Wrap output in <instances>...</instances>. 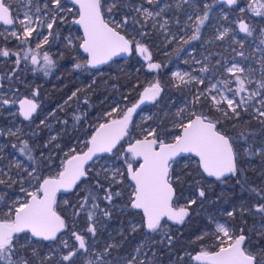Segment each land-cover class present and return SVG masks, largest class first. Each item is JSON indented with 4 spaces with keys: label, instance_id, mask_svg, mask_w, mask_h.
<instances>
[{
    "label": "snow or ice",
    "instance_id": "6c2138e0",
    "mask_svg": "<svg viewBox=\"0 0 264 264\" xmlns=\"http://www.w3.org/2000/svg\"><path fill=\"white\" fill-rule=\"evenodd\" d=\"M71 3L78 6L75 12L73 8L66 7L62 0H44L42 5L40 0H27L29 6H34V11L31 9L25 11L21 19L18 10L15 15L13 14L14 10L10 0H0V23L4 26H12L9 35L19 41L21 45H30L35 33L37 41L34 49L31 47L24 49L22 57L20 52L0 47V57H15L13 63L16 66L6 76H0V80L11 81L16 75L21 60L28 61L29 59L32 65H37L42 60L44 74L48 75L49 70L55 64L49 53L41 52V49L44 45L49 44V37L53 35L54 25L65 22L66 16L62 13L66 12L72 13L76 17L71 20V23L79 25L83 30V35L79 37L78 47L88 54L85 65L95 68L122 53L131 54L135 51L148 62L147 69L150 72L158 71L161 68V64L152 62L149 48L142 40L150 34L147 30L149 22L153 21L152 27L155 28V19L160 17L169 6L166 5L158 11L144 7V3L156 5L157 0H143V3L135 5L131 3V0H71ZM185 3H190V0H176V8L180 9ZM225 3L229 6L237 5L238 0H225ZM204 7L203 15H197L194 24L187 25V21L185 22V25L191 27L193 31L191 35L178 37L182 43L189 44L191 41L201 38V28L208 19V5L205 4ZM193 8L198 11L195 6ZM123 9H127L132 13V16L129 17L125 13L117 20V15ZM238 10L241 13L246 11L244 7H239ZM247 11L254 13L255 16H264V0H249ZM130 18L134 25L132 30L137 32L141 39H137L135 36L129 38L122 33V29L129 24ZM187 19L191 21L193 16L188 15ZM176 22L179 23V20L177 19ZM168 23V20H164L159 27L165 28ZM17 25L19 27H16ZM45 26L48 29L47 34L42 31ZM238 27L240 32L248 36L253 34L252 27L243 19L238 21ZM226 35L227 30L221 32L217 38L223 39ZM173 39H177V37L173 36ZM260 43L264 44V28L261 29ZM73 46V40L69 36L66 38V47L72 48ZM241 47H243L242 44ZM237 55L243 56L244 53L238 52ZM209 59V56L205 57V60ZM220 64L221 62L217 60L216 65ZM75 67L81 68L84 65L76 63ZM212 70L208 65L200 69L203 73ZM223 70L231 78L209 83L204 91L195 94L190 102L191 109L181 108L170 117L171 128L166 125L145 128L135 125L133 122V114L142 104L151 102L154 105H159L161 103V94L164 92V88L159 80H155L149 82L148 86L139 93L136 103L130 107L121 109L117 106L106 112L104 114L105 122L94 126L85 145L86 151H77L76 148L70 147L67 152H64L55 175L41 176L38 174L37 167L33 166L30 171L24 169L29 187L24 186V177L13 179L9 176L8 180L0 179V185L11 187L14 184H19V191L23 193V197L17 196L11 200V203L4 205L6 211L0 209V264H33V260L35 264H49L54 255H59L57 264H75L79 255L88 253L90 250L93 251L96 259L93 261L89 258L86 260V264H110L105 257L110 254L111 249L120 245L107 243L101 252L94 250L97 227L100 225L97 214L100 217H111V209L109 207L101 208L98 201L103 199L107 205L114 206V197H120L122 193L120 191L113 192L112 189L114 185L124 182L125 172L120 168L105 165H101L94 171V166L101 159H106L103 154L116 156L120 152L118 145L125 137H131V131L135 127H140L142 138L129 143L123 157L127 179L133 182L125 207L142 212L141 223L131 224V232H136L141 228L150 233L162 232L165 226L162 222L166 221L181 225L190 215L192 206L197 204V199L202 201L205 198V188L200 185L199 181H196L197 198H187L183 206L179 204L182 194L178 195L177 186L181 183V174L176 173L174 165L178 163L177 157L182 154H192L198 158L195 161L196 170L201 173L202 178L206 174L207 177H215L216 180H221L222 177L229 174L235 177L240 172L238 168L240 153L237 151V146L241 140L248 144V147L243 149L247 156L253 155V151L255 154L264 155V148L253 150L244 133H239L235 137L229 135L225 123L239 119L242 112L246 113L249 108H252L255 113L253 118L264 125V70H262L261 78L256 81V88L252 91L246 87V82L251 84L252 80L243 75L246 72L245 68L237 63H232L230 66L223 65ZM247 71L251 75V70ZM172 77L173 87L176 88L187 86L192 82L204 84L202 78L193 77L187 72L177 71L172 74ZM185 77L188 79L186 80ZM233 80L236 84L234 89L229 86ZM0 87L3 85L0 84ZM77 92H73L68 100L76 97ZM228 93H231V96ZM242 93H247V95H242ZM32 95L36 96L38 92L34 91ZM202 98L208 100L207 105L202 102ZM254 100L259 107L252 103ZM10 103H15V101L5 98L0 93V106ZM84 103H88L87 99L84 100ZM19 106L20 114L25 120H30L37 109V104L27 98L21 99ZM74 119L79 122L81 117L75 116ZM44 123L45 121H40L41 125ZM63 123L67 124V121ZM18 133L19 129L16 131L0 129V135L15 136L17 139H19ZM33 135H37V133L34 132ZM56 139V136H52L44 147H48ZM20 143L22 145L19 148L20 153L35 163L36 158L31 154L28 141L22 140ZM13 147L15 148L17 145L14 144ZM56 147H59V144ZM114 150L116 151L114 152ZM41 157L43 158V153H41ZM47 159L50 160L51 157ZM134 163L138 166H134ZM15 167L20 169L21 165L17 163ZM93 172L94 175L90 176V173ZM0 174L8 175L2 170H0ZM90 180L94 181L92 187L97 191L102 190L104 195L101 198L89 190L74 215L79 216L81 212L87 210L88 221H95V224L90 223L86 229L80 232L75 230V225H72L71 238L74 243L69 244L64 235L68 231L69 225L65 217L58 211L57 193L61 190L68 192L81 182ZM31 181L36 183L32 184ZM247 190L264 200V193L260 190L256 188ZM4 199V196L0 195V202H3ZM89 201H91L90 209H88ZM64 203L67 205L68 201H64ZM253 207L256 213L264 214V203L256 204ZM244 211L250 212L251 210L242 208V215ZM227 215L234 217V210L228 211ZM28 233L31 234V237L28 236ZM85 233L90 235L86 237ZM120 234L123 235L122 232ZM258 234L264 235V233ZM214 236L218 241L215 251L202 247L195 255L188 254L197 264H262L264 262V249L255 253L249 249L250 238L243 227L237 232L226 223H216ZM31 238L48 241L56 247L50 249L48 254L41 256L35 247H31ZM165 239L170 246L173 237L168 232H164L160 243L163 244ZM203 239V236L197 237V240ZM22 240L23 244L20 243ZM24 248L30 249L31 260L20 252V249ZM140 251L141 248L138 247L136 254L138 255ZM145 255L147 254L145 253ZM126 264H144V261H137L134 255L126 261Z\"/></svg>",
    "mask_w": 264,
    "mask_h": 264
},
{
    "label": "trees",
    "instance_id": "16d2710c",
    "mask_svg": "<svg viewBox=\"0 0 264 264\" xmlns=\"http://www.w3.org/2000/svg\"><path fill=\"white\" fill-rule=\"evenodd\" d=\"M196 2L200 6L201 15L205 11V4L208 5V19L201 28L200 34L202 36L217 28L213 25L231 23L234 27H238V21L243 19L250 24L253 34L248 36L241 33L238 35L239 39L233 42L232 35L228 33L224 39H221V42L224 41V44L227 40L232 42L229 46L234 48L232 54L243 52V56L248 59L255 54L254 46L256 42L264 47V44L260 43L261 29L264 28V16H255L254 13L247 11L249 0H238L237 5L232 7H227L219 3L218 0H196ZM131 3L134 5L141 4L143 0H131ZM167 3L171 11H166L162 15L165 18H168V16L173 18V33L179 36L181 29L189 28L182 25V22H186L188 17L185 14L186 10L178 11L173 7L170 0ZM239 7H244L246 11L241 13L238 10ZM75 9L73 7V10ZM190 10L189 7L188 11ZM125 13L129 17L132 16V13L128 12L127 9H123L117 17H122ZM73 18L76 17L73 15ZM67 19L65 20L67 23L54 25L53 35L49 37V44L46 47L51 52V58L55 66L49 70L48 75L44 74L41 67H33L28 60L21 62L16 75L11 81L7 79L0 80V84L3 85L0 93H4L5 98L15 101V103H10L9 107L6 105L0 106V129L16 131L14 128L17 125L21 127L18 133L19 139L15 136L1 135V140L6 143L7 149L12 148L14 150L22 146L20 143L22 140L28 141L31 154L36 160L34 163L26 156L24 167L29 171L31 167H37L38 174L41 176L55 175L64 152H67L70 147L76 148L77 151H85V145L92 134L94 126L105 122L104 114L117 105L125 109L136 103L139 93L148 86L149 82L159 80L164 92L161 94L162 100L159 105L148 103L137 109V112L139 110L150 112V119L146 120L142 127L166 125L171 128L170 117L172 113L170 109L175 107L177 102L183 100L186 103L184 108L191 109L190 102L193 99L191 93L186 91L184 86L180 88L173 87L171 76L173 69L184 65L183 56L185 51L193 43L184 44L177 37V39H172L165 44V41L161 40L162 33L156 32L150 21L147 29L150 34L142 42L148 46L152 62L161 64L158 71L150 72L147 69L148 62L135 51L130 58L114 61L99 70H92L85 65L86 58L78 47L79 39L75 47H66L65 33L66 28H68L66 26L69 24ZM177 19L179 23L176 22ZM71 24L73 26L71 28L77 29L76 32L79 34L80 30L75 24ZM133 27L130 18L129 24L122 29V33L129 38L135 36L137 39H141L138 33L132 30ZM241 44L243 47H241ZM14 45H16V40L0 39V47H7L16 52L18 49ZM227 53L230 54L231 52L228 51ZM4 59L0 57V76H6L16 67L13 63L15 57ZM124 60L126 64L124 66L119 65L120 61ZM76 63H80L84 67L76 68ZM34 91L38 92V95L33 96ZM73 92H77V96L68 100ZM25 98H29L37 104V113L29 121L23 120L18 112H12L17 107L18 102ZM85 99L88 101L87 104L84 103ZM202 102L207 105L208 100L202 98ZM137 112L133 115L134 124V117ZM254 115L252 109H249L246 113L242 112L239 119L225 122L228 134L235 137L239 133H244L253 150L264 146V125L254 119ZM75 116H80L81 120L77 122L74 119ZM100 119L103 121H100ZM41 120L45 121L43 125L40 124ZM64 121H67V124L63 123ZM34 132L37 135H33ZM54 134H58L57 139L52 141L48 147H44ZM139 138H142L140 128L135 127L131 131V137H125L118 146L120 152L116 156L105 154L106 159H101L94 166L95 171L101 165L109 166L107 162L113 161L120 163L122 170L125 172L124 182L114 185L112 189L113 192L120 191L122 193L120 197H114V206L107 205V202L103 199L98 201L101 208L109 207L111 209V217H100L97 214L100 225L97 227L94 250L101 252L107 243L120 245L110 250V254L105 257L106 261H109L110 264H126V261L135 255L137 261L142 260L144 264H150V262L152 264H197L188 254L195 255L202 247L211 251L216 250L214 238L212 237V220L215 221L216 219L226 221L237 232L243 227L250 238L248 247L252 252L255 253L264 249V235L258 234L264 233V228L261 226V224H264V214L256 213L253 207L256 204L264 203V200L259 199L247 190L248 188H256L264 193V166L260 162L259 155L255 154L254 151L250 157L244 154L243 149L248 147L244 140H241L237 146V151L240 153L238 163L240 172L235 177L229 176L222 180H214L207 178L204 174L202 178L201 173L196 170L195 158H177L178 163L174 165V168L177 174H181V183L177 186V193L178 195L182 194L179 204L183 206L187 198H197L196 181H199L200 185L205 188V198L202 201L197 199V204L192 206L190 215L186 217L185 222L181 225L166 221L163 222L165 226L162 232L150 233L143 228L131 232V224L141 223L142 212L125 207L132 184L127 179L123 157L129 143ZM14 144L17 147L14 148ZM57 144H59V147H56ZM41 153H43V158ZM48 157H51V159H47ZM54 166H56V169H54ZM134 166L138 165L134 163ZM23 174L26 175L24 170ZM93 175L94 172L90 173V176ZM238 181L240 182L238 183ZM93 183V180L81 182L77 187L57 197L58 211L65 217L69 225L68 231L64 234L69 244L74 243L71 238L72 225H75V230L80 232L86 229L90 223L95 224V221H88L87 210L81 212L79 216L74 215L75 210L79 208L80 202L89 190H92L99 197H103L104 192L93 188ZM19 187V184H14L11 187L1 185L0 194L5 198L1 202L3 206L13 200ZM64 201H68V204L66 205ZM90 205L91 201H89L88 209H90ZM242 208L251 211H244L242 215ZM233 210L234 217H229L227 215L228 211ZM121 232L123 235L120 234ZM164 232H168L173 237L170 246L167 244L166 239L163 244L160 243ZM85 235L87 237L90 234L85 233ZM200 236H203L204 239L197 240V237ZM89 242L91 243V240ZM20 243L23 244V240ZM31 247H35L40 255L44 256L56 245L50 244V242L31 240ZM138 247L141 248V251L137 255L136 249ZM20 252L30 260L32 259L29 248L20 249ZM89 258L93 261L96 259L91 250L88 253L79 255L75 260V264H86V260ZM58 260L59 255H54L49 264H57ZM33 264H35L34 260Z\"/></svg>",
    "mask_w": 264,
    "mask_h": 264
},
{
    "label": "rangeland",
    "instance_id": "374dc122",
    "mask_svg": "<svg viewBox=\"0 0 264 264\" xmlns=\"http://www.w3.org/2000/svg\"><path fill=\"white\" fill-rule=\"evenodd\" d=\"M167 1H169V0H157L156 5H148V4L144 3V7H147L152 11H158L160 8L165 7L166 5L169 6ZM10 2L12 4L14 14L18 10L21 19L23 18V13L25 11H29L30 9H31V11H34V6H29L27 4V0H10ZM43 2H44V0H40L41 5L43 4ZM62 2L65 4L66 7L73 8V6L67 0H62ZM170 2L172 3L173 7L175 9H177L176 8V0H170ZM193 6H195V9H198V11H195ZM189 7L191 9L190 11H188ZM177 10L178 11L186 10L185 14L187 16L188 15L193 16V20H191V21H189L188 19L186 20L187 25L194 24L195 23V17L197 15H201L200 6L197 5L196 0H190V3L183 4L182 7L180 9H177ZM166 11H168V12L171 11L170 7H167L164 12H166ZM164 12L162 14H164ZM162 14L160 17H157L155 19L154 23L156 24V27H155L156 32L162 33L161 40H164L165 44H167V42H170L173 39V36L180 37V36L191 35V33L193 31V29L191 27H189L187 29L183 28V29H181V34L179 36H177V34L175 35L173 33V29H174L173 18H171L170 16H168V18H165V17H163L164 15H162ZM170 14H171V12H170ZM62 15L66 16V19L68 18L67 20L69 23L68 26H66L68 28H66L65 40H66V38H68L70 36L73 40V45H74L73 47H75L77 40L79 39V37L82 36V34H81V32L79 34H77V32H76L77 29L75 30V29L71 28V27H73L71 24V20L74 19L72 13L66 12V13H62ZM120 18L121 17H116L117 20H119ZM164 20H168L169 23L165 28H160L159 25L162 24ZM65 23H67V22H65ZM152 23H153V21H151V26H152ZM182 25H184V27H187L185 25V22H182ZM213 26L217 27V28L213 29V31L211 33H206L203 36L200 34L201 38L199 40L190 42V43H193V45L191 44L190 48L186 49V51H185V54L183 56L184 57L183 58L184 65L173 69L171 76L174 72L179 71L181 73L187 72L193 77L202 78L204 80V84H196L195 82H192V83H189L187 86H184L186 91H189L192 95L191 97L193 98L194 95L197 94L198 92L204 91L205 88L209 85V83H216L218 80H223L225 78H231L229 74L224 73L223 65L230 66L232 63H237L241 67L246 69V72L243 75L252 80L251 84H248L246 82V87L249 89V91L254 90L256 88V81H258L261 78L262 70H264V47L262 45H260L258 42H256L255 46H254L255 54H253V57L249 58V59L245 58L244 56L237 55L238 52H236V54H232V52L234 51V48L229 47V46H231L230 44H232V42H229L227 40L226 44H224V41L221 42V39H218L217 37L219 36V34L221 32H224L225 30H227V34L228 33L231 34L232 35V41L235 42L239 39L238 35L241 34V32L239 31V27H234L233 25H231V23L230 24L229 23L228 24H222V25H213ZM16 27H19V26L17 25ZM11 30H12V27L6 28V27L0 26V33H3V35H0V37H1L0 39L15 40L14 38H12L9 35ZM38 30H41V29H38ZM42 31L45 34H47L48 29L46 28V26L42 29ZM5 36H7V39H5ZM35 36H36V34L34 33L33 39L31 40L30 45H21L20 42L16 40V45H14V47L18 49V51H16V52H20L21 57L23 56V51L25 48H28V47H31L33 49L35 48L36 43H37ZM79 43H80V41H79ZM19 45H21V46H19ZM46 46H47V44L43 46V48L41 49V52L47 51L51 57V52H49V50ZM228 51H230L231 53L228 54L227 53ZM206 56H209L210 59L205 60ZM217 60H219L221 62L220 65H216ZM23 61L24 60H21V62H23ZM198 61H199V63H198ZM29 62L31 63L30 59H29ZM125 64H126L125 60L120 61V63H119V65H121V66H124ZM42 65H43V61L41 60L39 64L32 65V66L33 67H41V69H43ZM205 65H208L213 70L210 72H207V73L201 72L200 69L202 67H204ZM213 66H215V67L213 68ZM247 70H251V75L249 74V72ZM185 79L187 80L188 77H185ZM177 83H179V81H177ZM229 86L232 87L233 89L236 87L234 80H233V83L230 84ZM220 87H223V86L220 85ZM0 89H1V87H0ZM3 95H5V94L3 93ZM228 95L231 96V93H228ZM242 95H247V93H242ZM252 103L256 107H259V105L256 104L255 100L252 101ZM185 104H186L185 100L177 102V105L175 107H173L172 109H170L172 115L175 112H177L179 109L184 108ZM6 106L9 107L10 104H8ZM117 106H119V105H117ZM120 108L123 109L122 106ZM249 109H252V108H249ZM17 111H18V109L16 107L13 109L12 112L15 113ZM252 112L254 113V109H252ZM149 114H150V112L148 110H139L137 112V115L134 117L135 124L138 126H143L145 121L148 120ZM100 121H103V120L100 119ZM138 128H140V127H138ZM14 129L15 130L19 129V131H20L21 127L19 125H17L16 128H14ZM53 136L58 137V134H54ZM6 146H7L6 143L2 142L1 135H0V170H2L3 173L8 174V175L0 174V179L8 180L9 176H11L13 179H19L20 177H24V180H25L24 186L29 187L28 177L23 174V170L25 169L24 165H25L26 155H22L19 151V148L17 150L16 149L14 150L12 148L7 149ZM261 148H264V146ZM258 155L260 157V162L264 166V155H262V154H258ZM17 163L22 165V168L20 167V169H17L15 167V164H17ZM107 163L109 166L120 168L121 171H123L122 165L120 163L113 162V161H109ZM54 169H56V166H54ZM31 183L35 184L36 182L31 181ZM263 183H264V180H263ZM0 187H1V185H0ZM19 188H18V192L15 194V197L13 199H15L17 196L23 197V193H21L19 191ZM0 209H2L3 211L7 210L6 208H4V206L1 204V202H0ZM212 223H213L212 237L214 238V243L216 245L218 243V241L215 239V236H214V230H215L216 223H226L227 226H229V224H227V222L222 220V219H219V220L216 219L215 221L212 220ZM261 226H264V224H261Z\"/></svg>",
    "mask_w": 264,
    "mask_h": 264
},
{
    "label": "water",
    "instance_id": "95a60500",
    "mask_svg": "<svg viewBox=\"0 0 264 264\" xmlns=\"http://www.w3.org/2000/svg\"><path fill=\"white\" fill-rule=\"evenodd\" d=\"M73 7H75V8H77L78 6H74L72 3H71V0H67ZM218 2L219 3H221V4H223V5H225V6H227V7H232V6H234V5H232V6H229V5H227L226 3H225V0H218ZM0 26H3V27H12V26H4L2 23H0ZM76 27H78L79 28V30H80V32H81V34L83 35V30L79 27V25H76ZM242 33V32H241ZM80 51L82 52V54L86 57V60H87V58H88V54L87 53H85L84 51H83V49H80ZM134 52V51H133ZM133 52L131 53V54H127V53H122V54H120L119 56H115V57H113L111 60H109L107 63H104V64H100V65H97L95 68H93V67H91V66H88V68H90V69H92V70H99V69H101V68H103V67H105V66H107V65H109V64H111V63H113L114 61H117V60H120V59H126V58H130L131 56H132V54H133ZM27 99H29V98H27ZM148 103H151V102H145L144 104H148ZM144 104H142V105H144ZM141 105V106H142ZM18 110H19V113H20V106H19V102H18ZM36 111H37V109H36ZM36 113V112H35ZM35 113H33V115H32V118H33V116L35 115ZM21 115V114H20ZM134 115V114H133ZM21 117H22V119L23 120H25L24 119V117L21 115ZM31 118V119H32ZM30 119V120H31ZM25 121H29V120H25ZM123 141H121V143H122ZM119 146V145H118ZM86 151V150H85ZM103 155H105V154H103ZM181 157H192V158H195L196 160L198 159V158H196V157H194V156H192V154H182L180 157H177V158H181ZM95 159V158H94ZM205 176H206V174H205ZM229 176H231L230 174L228 175V176H226V177H222L221 178V180L222 179H225V178H228ZM207 177V176H206ZM207 178H210V179H214V180H216L215 179V177H207ZM130 181V180H129ZM130 183L131 184H133V182L132 181H130ZM64 193H66L65 191H63V190H61L59 193H57V197L59 196V195H61V194H64ZM139 211V210H138ZM168 222H170V223H173V224H175L174 222H172V221H168ZM163 223V222H162ZM30 236H31V234L30 233H28ZM33 239H35V240H39V241H43V240H41V239H39V238H33ZM45 242H48V241H45Z\"/></svg>",
    "mask_w": 264,
    "mask_h": 264
},
{
    "label": "flooded vegetation",
    "instance_id": "af4514ba",
    "mask_svg": "<svg viewBox=\"0 0 264 264\" xmlns=\"http://www.w3.org/2000/svg\"><path fill=\"white\" fill-rule=\"evenodd\" d=\"M13 14H14V11H13ZM15 15V14H14ZM3 27V26H2ZM17 109H18V104H17ZM18 113H19V110L17 111ZM36 113H37V111H36ZM36 113H35V115H36ZM19 115H20V113H19ZM34 115V116H35ZM33 116V117H34ZM20 117H21V115H20ZM22 118V117H21ZM1 195V194H0ZM29 235V234H28ZM29 237H31L30 235H29ZM31 240H35V239H33V238H31ZM35 241H39V240H35Z\"/></svg>",
    "mask_w": 264,
    "mask_h": 264
}]
</instances>
